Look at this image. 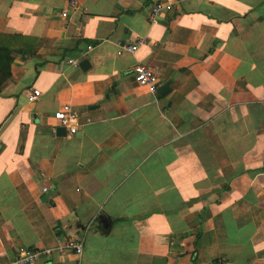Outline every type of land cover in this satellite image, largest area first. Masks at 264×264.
Here are the masks:
<instances>
[{"label": "crops", "instance_id": "1", "mask_svg": "<svg viewBox=\"0 0 264 264\" xmlns=\"http://www.w3.org/2000/svg\"><path fill=\"white\" fill-rule=\"evenodd\" d=\"M66 1L0 0V34L34 40L0 90V264L19 246L42 264H264V0H73L62 18Z\"/></svg>", "mask_w": 264, "mask_h": 264}, {"label": "built area", "instance_id": "2", "mask_svg": "<svg viewBox=\"0 0 264 264\" xmlns=\"http://www.w3.org/2000/svg\"><path fill=\"white\" fill-rule=\"evenodd\" d=\"M76 3L73 0L66 1V9L61 10L59 16L66 17L67 9L75 10ZM169 9L168 5L155 4L154 7L148 13V19H152L159 9ZM89 46L86 47V50ZM122 51L132 53L136 50V44L134 45H122L120 48ZM66 64L71 67H77L78 62L74 59H67ZM131 74L134 82L139 88H142L146 93H155L158 87V81L153 72L142 65H135L131 68ZM38 96L37 91H32V94L27 98L28 102H34ZM51 119L54 122V126L64 129L68 135L75 133L77 129V114L69 105H62L52 115ZM45 191V189L43 190ZM86 230V229H85ZM65 250L71 251L74 255H79L82 249V241H67L63 244ZM50 255L49 249H33L26 247H17L15 249V257L12 261H8L1 264H42L45 263V258Z\"/></svg>", "mask_w": 264, "mask_h": 264}, {"label": "trees", "instance_id": "3", "mask_svg": "<svg viewBox=\"0 0 264 264\" xmlns=\"http://www.w3.org/2000/svg\"><path fill=\"white\" fill-rule=\"evenodd\" d=\"M33 43L34 40L31 38L0 34V90L10 78L9 67L14 56L31 55L33 53ZM105 232L106 230L103 229L102 233Z\"/></svg>", "mask_w": 264, "mask_h": 264}, {"label": "water", "instance_id": "4", "mask_svg": "<svg viewBox=\"0 0 264 264\" xmlns=\"http://www.w3.org/2000/svg\"><path fill=\"white\" fill-rule=\"evenodd\" d=\"M87 65V63H86V61H81L80 63H79V67L81 68V69H83L84 68V66H86ZM164 91H166V86L165 85H162V86H160L158 89H157V92L158 93H161V92H164ZM57 132H59V133H63L64 132V130L62 129V128H57L56 129V133Z\"/></svg>", "mask_w": 264, "mask_h": 264}]
</instances>
